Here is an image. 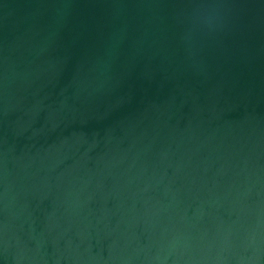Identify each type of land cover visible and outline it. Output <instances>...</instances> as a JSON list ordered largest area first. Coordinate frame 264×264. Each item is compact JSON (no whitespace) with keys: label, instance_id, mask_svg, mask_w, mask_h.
I'll return each mask as SVG.
<instances>
[{"label":"water","instance_id":"obj_1","mask_svg":"<svg viewBox=\"0 0 264 264\" xmlns=\"http://www.w3.org/2000/svg\"><path fill=\"white\" fill-rule=\"evenodd\" d=\"M0 264H264V0H0Z\"/></svg>","mask_w":264,"mask_h":264},{"label":"clouds","instance_id":"obj_2","mask_svg":"<svg viewBox=\"0 0 264 264\" xmlns=\"http://www.w3.org/2000/svg\"><path fill=\"white\" fill-rule=\"evenodd\" d=\"M205 7H211V6H203V5H200V6H197V10H199L201 8H205Z\"/></svg>","mask_w":264,"mask_h":264}]
</instances>
